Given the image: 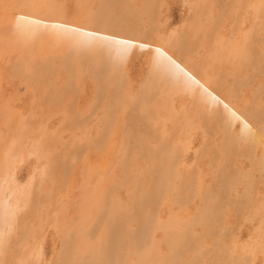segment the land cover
Masks as SVG:
<instances>
[{
    "label": "rangeland",
    "instance_id": "obj_1",
    "mask_svg": "<svg viewBox=\"0 0 264 264\" xmlns=\"http://www.w3.org/2000/svg\"><path fill=\"white\" fill-rule=\"evenodd\" d=\"M61 1L64 3L58 0V4L60 5L58 11L62 14L60 15V18H62L60 20L61 22L56 21L57 23L52 22V24H50L51 22L49 21L50 23L48 24L47 21H45V24L43 23L42 25V35L40 34L33 37L32 46L34 43L36 51L35 49L32 51V48H34L32 46L27 50L28 55L31 56L30 59L32 60V65L35 63L34 68H32L33 66L31 65L32 70L31 68L30 70L31 72L33 71L32 73L36 70L35 77L32 81L30 80L31 82L29 81L26 83L25 80L23 81V78H8L9 75L7 74L11 72V66L16 62V55L13 52L10 53V59H8L9 56H5L0 60L2 62H0V75L2 76H0V82L3 93L2 104L4 105L3 112L0 116V175L5 173L9 168L15 166L14 179L16 185L19 187H25L27 188L26 190H31L28 203L25 204V207L19 214V224L15 226L9 239L6 240L7 243L5 241L4 244L0 246V264H56L55 261L62 255L59 250L62 244L61 242L64 241H62V239H64V236H62L63 233H66V229L68 228L69 230H74L71 225L75 223L73 222L75 220L77 223L81 224L80 229H85V227L86 229H89L92 222L90 219L95 212L94 208L96 201L102 194L103 196L107 195L106 197L110 200L112 199L115 201V199H117L115 203L124 205L126 210L130 211L129 208L131 202L127 198L129 197L131 199V195L135 188L134 180L140 177V173L144 170L143 164L146 163L148 157H146L147 159L142 160L139 157L141 155L140 150L138 148H134L135 150L132 149V158L135 159L134 167L132 168V171L134 172L133 176L135 177L134 180L127 177L126 169L123 171L124 167H122L120 158L123 153L122 149L124 147L126 148L127 145L130 146L129 143H131L129 142V137L126 138V136H128L129 133L133 136L144 135L146 133L145 129L149 128V124H153V128L156 127V130H158V140L164 139L165 143H173L172 145L176 147V152L179 154L181 165V168L178 165L176 167L178 170H176L180 173L184 172L192 178L191 180L194 183L193 189H195L194 192L196 191V194H198L197 197H195L196 194H194L193 198L195 200L192 198L190 200L191 203L186 205L185 208L187 211H184L183 214L181 212L178 215L182 218L194 214L195 210L198 209V206L201 205L200 197L205 194L207 189L215 191L214 188H216V183L223 180L227 173L234 170V174L238 176L240 173L250 171L255 166V162L257 163L261 155L264 153L263 137L256 138V143L258 140L259 144L257 145V149H255L256 147L253 148L256 143H252L254 139L252 137L250 138V136H246L243 134V131H241L242 121L239 116L242 112H249L253 109H259L262 107L264 108V92L259 93L261 86L264 84L263 72L261 71L262 68L264 69V0H153L154 3L152 0H146V3H144V0H131V3L134 4L135 2V5H130V3H127L130 0H125L126 2L124 3V6H128V8H125L127 11L131 6L135 7H131L128 11V17L131 15V17H133L132 19H135L136 15H140V17L136 16L138 20L135 19V21L131 20V17L127 19L132 21H130L132 25L130 24V31L123 32L124 34L121 36L122 39L116 38L115 35H113L115 29L111 31L113 34H111L110 31H105V33L101 31L103 29H101L100 26L104 20L99 15L97 16V12L101 6V4L99 7L97 6V0H92L93 2L91 1L93 5L89 3L90 0H76L77 2H75V0ZM59 2L63 4V7H61L62 4ZM101 2L102 1L100 0V3ZM141 2L145 5H142L144 8H142ZM90 5L92 7H89ZM146 5L150 10L146 9ZM75 7L79 10L78 14L80 15H78L77 12H74L77 10ZM221 7L225 8L219 10ZM132 8L134 9V12H131ZM115 10L116 7L111 6L107 9V12L108 14H111L113 12L115 13ZM145 10H147L148 13ZM80 11H82V13ZM116 11L120 12V14L117 12V17L123 14L120 9H117ZM122 11L125 13L124 9H122ZM135 11H140V13L138 12V14H136L137 12ZM142 11L144 14H147L144 16L143 13L141 14ZM86 12L88 15L84 17L83 15H85ZM122 16L123 15H121V17ZM155 16L158 18H155ZM95 17H99V23H97L98 20H95ZM88 18H93L94 20H92L94 21V24L93 21ZM149 19H153L152 22ZM89 20L90 22H88ZM91 23L93 24L92 27ZM59 24H62V27L64 28L60 33L56 32V34H54L55 31H53L52 27L56 25L58 26ZM49 25H52V27ZM140 25H143V27ZM76 27H80L79 31ZM90 28H92V31ZM137 28L140 29L138 30ZM45 29L47 30L46 33L44 32ZM109 32L111 35L108 38L107 36H109ZM130 32L133 35L129 34ZM94 33L96 35L98 33L102 35L100 37V34H98L99 36L97 35L96 37ZM50 34L51 36L48 37ZM88 35H90L89 38ZM128 35H131V37ZM102 36H104V38H102ZM43 37L45 39H43ZM76 37H78V40ZM91 37H93L94 41L92 40V45H89V43L91 44ZM113 37L114 42H112L113 40H110V38L113 39ZM141 37H143V39ZM65 38L67 39L65 40ZM94 38H98V41ZM106 38L109 42L111 41L113 47L111 45L109 56L105 57L104 55H108V48L110 47V45H108L109 42L107 43V40H105ZM132 38L133 40L131 41ZM53 39H55V41ZM115 39H117L118 44H116ZM123 39L129 45H127ZM43 40V43L48 42L47 46L45 45V48L44 45L42 47L40 46L41 44H39ZM177 41L178 43L176 44ZM53 42L55 44H53ZM94 42L100 43L99 45L104 47L100 48L98 44L93 46L95 45ZM122 42L124 43L122 44ZM105 43L108 45L107 48H105L107 46ZM36 44L38 45L37 47ZM56 44L58 46H56ZM125 44L127 47H125ZM49 46L51 47L49 48ZM97 46H99L100 51L96 48ZM40 49L41 52L39 51ZM102 50H107V54ZM115 51L119 56L115 54ZM185 51L188 52V55ZM102 52L103 57L100 55ZM189 52L190 54L192 53L191 56L189 55ZM34 53H36L38 57L35 56ZM182 53H185L186 56ZM41 54L43 57L40 56ZM165 55L167 61H164L166 60ZM175 55L177 57H175ZM110 56H112V58H110ZM168 56L170 57L168 58ZM39 57L40 59L43 58V60L47 57L48 59L46 58V62H49V60L51 62L46 63L47 67L45 70L41 69L43 67L41 65L43 60H39ZM58 58L63 62L61 63V66L59 65L60 61L57 60ZM109 58L110 65L114 64V66L107 65L110 69L108 68L106 71L108 70L109 73L106 74L107 72L105 73L104 67H102L99 74L101 77L96 75L94 72L96 70L98 71L100 65H106L107 63H105V60L109 61ZM174 58L177 61H175ZM180 58L182 61H180ZM75 59L76 61H73ZM84 59L89 60L86 61L87 64L82 62ZM190 60L192 61L190 62ZM160 61L163 64L158 63ZM171 61H174V64L176 63L175 65L177 69L174 72H177L178 69L179 72L174 73V75H176L173 79L168 76L166 77V75L159 76L163 73L160 71L161 69L158 70L159 67L157 66L161 64V66L163 65L164 67L168 62L170 64ZM74 62L76 65H80H77L80 67L79 69H74ZM178 62H183L184 65L181 66V63L179 64ZM38 63L42 67L38 66ZM54 63L56 68V64L59 63L57 64L60 66H58L59 73L56 68L53 69L54 67L52 65ZM48 64H50V67ZM177 65L178 67H181L178 68ZM70 66H72V68ZM35 67L38 68L40 73ZM61 68L67 70V76V73L65 72L66 70L62 71ZM258 68L262 74H259ZM8 69H10V71ZM252 70L255 72H252ZM60 73H63L61 74L63 77ZM102 73L104 74L103 76ZM88 74H90L91 77L90 75L88 76ZM92 74L94 80L90 79L93 77ZM184 74H187L188 77ZM252 74L257 77L255 78ZM40 75L43 76V78H41ZM249 75H252V77ZM3 76L5 78H3ZM52 76H61V79L57 77V82L64 81V83L61 84L60 82L58 84L55 81L56 78H53ZM82 76L83 81L81 80ZM74 77L76 78L75 80ZM109 77H112L115 81L114 83H109L107 85L106 82H108L107 80ZM157 77L159 80L161 77H164V84H162V87ZM248 77L251 78L248 79ZM77 78L80 80L79 83L76 82L78 80ZM66 80L68 81L66 82ZM70 80L72 81L70 82ZM248 80H250V82ZM32 82L35 84L33 85ZM245 82L247 85H243ZM178 83L180 85H178ZM236 83L237 86H235ZM147 85L149 88L146 89L145 87ZM76 87L79 88L77 89ZM9 90L11 91L10 94ZM58 90L60 91L59 93ZM154 95H156L157 98L154 99V97H156ZM149 98L150 101L148 100ZM124 101L126 104L129 102L131 105L129 103L126 105ZM119 103L122 104L119 105ZM124 104L126 106H124ZM107 105H111V109L114 110H110V106L108 107ZM118 106L120 109L124 106V109L122 108L118 111ZM143 107L144 109H142ZM105 109L107 111H105ZM128 115L129 117H127ZM131 116L132 120L130 121ZM121 118H123V120ZM79 122L81 124H79ZM134 123H136V125H134ZM130 125H132L133 128ZM259 126L260 125L254 124L252 129L258 130L260 129ZM262 127V129H264V126ZM137 128L139 129L137 130ZM103 129L104 132L102 131ZM141 129L142 131L140 132L139 130ZM226 129H228V135L224 132ZM108 130L109 132H107ZM262 132H264V130H262ZM102 135L103 137H101ZM225 135L235 142L233 154L230 155L232 157L224 155L221 150V144ZM123 136H125V138ZM149 139L150 141H147L150 146L156 148L158 145L157 139L153 136ZM12 145H14L13 149L11 148ZM82 147L85 148L83 149ZM10 149H12V151L7 158L5 153ZM97 150H100L101 153ZM150 150H152V148H150ZM250 153H252L254 160H252L253 158ZM80 154L82 155L80 156ZM251 161H253V163ZM42 167H45L46 170L43 177L44 179L39 178V173L41 172L40 170H42ZM66 168L68 170L72 169L68 171ZM60 172H62V174ZM93 172L97 180L94 178L95 176ZM121 172H125V175ZM98 173L101 174L98 175ZM103 175H106V178ZM221 175L224 178H221ZM236 175L235 177H237ZM251 175L252 180L254 181V186L251 193L253 201L249 207L241 209L240 207H236L234 203L236 195L242 193L246 180H241L240 178L236 179L241 181L243 185L240 182L241 186L238 184V186L236 185L234 188V191L236 190V192L232 191L228 194L229 198L227 200L231 199V203L225 201V197L223 198L225 202V211L223 212L224 215L222 214L220 222L221 226H223L222 229H226L223 231L227 234L228 238H226L227 240L225 241L219 240L217 243V248H219L220 254H215V237L213 235L212 238L211 235L205 236L206 238L209 237V239L203 238L205 240H203L200 249L195 251L194 254L200 256H197L196 259L193 260L194 263L234 264L235 261L242 258L245 264H264V174L254 171ZM34 176H36V178H33ZM107 176L109 179H112L114 183H112V181L111 183L116 186L110 184L109 181L111 179L109 180ZM104 178L105 180H103ZM218 178L220 180H217ZM44 183V186L41 185ZM174 185L177 186L178 182H175ZM100 186L104 188L103 191ZM90 188L96 190L97 195L94 196V193ZM110 188L113 189L109 190ZM106 191L107 193L109 192V196ZM175 192L177 191L174 187V194ZM177 193L176 196H178ZM113 197L115 198L113 199ZM118 198H120V200ZM170 198L171 196H168L165 199L160 200L159 204L156 205L157 213L162 220H165L170 214H174V212L179 210V207L175 205ZM124 200L129 204H125V202H123ZM169 202L170 204H173L170 205ZM171 207L172 210L166 209ZM88 213H90V219L87 216ZM88 219L90 220L89 222L86 221ZM70 220L72 221L70 222ZM131 222L132 221L128 222L129 228H136V222ZM195 228L194 232L200 234L201 228ZM93 229H95V233H93L95 237L94 245H98V243L101 244V241H103L102 244H107L108 240L106 239L105 241V233L100 232L101 236L99 237L100 234L97 236L95 226H93ZM22 234L24 235L23 237ZM155 238L156 240L161 241V232L156 231ZM219 244L224 246L221 247ZM160 245V253L165 255L167 253V246L164 243H160ZM202 250L204 252L207 251V253L203 254L204 252H202ZM190 255L191 256L188 254L186 257L187 259L184 260L185 264H193V261H189L193 255ZM24 256L25 258H23ZM220 256H222V258H220ZM200 257L201 259L198 260ZM63 258L64 257L61 256L59 260L61 261Z\"/></svg>",
    "mask_w": 264,
    "mask_h": 264
},
{
    "label": "bare ground",
    "instance_id": "obj_2",
    "mask_svg": "<svg viewBox=\"0 0 264 264\" xmlns=\"http://www.w3.org/2000/svg\"><path fill=\"white\" fill-rule=\"evenodd\" d=\"M66 1V0H65ZM68 1V0H67ZM70 1V0H69ZM89 1V0H87ZM86 1V2H87ZM92 0H90L89 3H91ZM98 1V7L99 5L101 4V6L99 7V10L97 12V16L99 15L104 21L103 23L101 24L100 28L103 29L101 31H103L105 33V31H112L115 29V32L114 34L111 32V34L115 35L116 38H121V36H123V32L125 31H130V28H131V23L130 21L131 20H138L136 18V14H138V12L140 13V11H135L137 12L134 16H135V19H132L133 17H131L130 21L127 20L129 17H128V11L131 9V7H134V6H131L130 9L127 11V9L125 8H128L124 6V3L126 2L124 0H101L102 2L100 3V0H97ZM143 1V0H142ZM146 0H144V3ZM153 1V0H152ZM218 1V0H217ZM221 1V0H220ZM229 1V0H228ZM231 1V0H230ZM234 1V0H232ZM60 2L64 3L63 1L60 0ZM59 2V3H60ZM75 2H77L75 0ZM83 2V1H82ZM93 2V1H92ZM133 2V1H132ZM151 2V1H149ZM225 2V1H224ZM60 3V4H62ZM95 3V2H94ZM128 4L130 3V5H135V2L134 4L131 3V0L129 2H127ZM126 3V4H127ZM152 3V2H151ZM154 3V1H153ZM221 3V2H219ZM235 3V2H234ZM81 4V2H80ZM93 5V3H91ZM125 4V5H126ZM127 4V5H128ZM150 4V3H148ZM218 4V3H217ZM226 4V3H224ZM230 4V3H229ZM76 5V3H75ZM74 5V6H75ZM129 5V6H130ZM142 2H141V6H142ZM151 5V4H150ZM149 5V6H150ZM219 5H222V4H219ZM78 6V5H77ZM81 6V5H80ZM84 6V5H83ZM111 6H115L116 7V10L120 9V11L123 13L121 15H123L121 17L118 16L117 17V12L115 10V13H111V14H108L107 12V9ZM124 6V8H123ZM145 6V5H143ZM142 6V8H144ZM147 6V5H146ZM231 6V5H229ZM60 5L58 4V0H0V60L5 57V56H9L8 59H10V53L13 52L15 55H16V62L15 64L13 63V65L11 66L12 70L8 76V78L10 77H17V78H20L22 79L23 78V81L25 80V82H29L30 80L32 81V79L35 77V71L34 73L31 72L32 68H34V64L32 65V60L30 59L31 56L28 55V51L29 50V47L32 46V42H33V37L36 36V35H40L41 34V31H43V23L45 24V21H47V23L49 24H52V22H56V21H60L62 18H60V12L58 11ZM63 7V4L62 6ZM82 7V6H81ZM89 7H92L91 5ZM88 7V8H89ZM95 7V6H94ZM97 7V8H98ZM232 7V6H231ZM244 7V6H243ZM77 9V7H75ZM84 8V7H83ZM135 8V7H134ZM149 7L147 6L146 9H148ZM152 8V6H151ZM155 8V7H153ZM225 8V7H224ZM221 7V9L219 10H222L224 9ZM228 8V6H227ZM61 9V8H60ZM113 9V8H112ZM122 9L125 10V13L122 11ZM138 9V8H137ZM78 10V9H77ZM74 11V12H79L78 11ZM91 10V9H90ZM93 10V9H92ZM97 10V9H96ZM111 10V9H110ZM141 10V9H140ZM150 10V9H148ZM229 10V9H228ZM87 11V10H85ZM109 11V10H108ZM147 12V10H145ZM144 11V12H145ZM242 11V10H241ZM82 13V11H80ZM131 12H134V9L132 8ZM130 12V13H131ZM224 12V11H223ZM228 12V11H226ZM120 14V12H118ZM143 13V11L141 12V14ZM148 13V12H147ZM145 13V14H147ZM155 13V12H154ZM157 13V12H156ZM76 14V15H77ZM92 14V13H91ZM114 14V16H113ZM144 14V13H143ZM144 14V16H145ZM221 14V13H219ZM228 14V13H226ZM75 15V14H73ZM80 15V14H78ZM86 15H88V13L86 12L85 15H83L84 17H86ZM112 15V16H111ZM116 15V16H115ZM157 15V14H156ZM159 15V14H158ZM222 15V14H221ZM94 16V15H93ZM143 16V15H142ZM148 16V15H147ZM89 17V16H88ZM91 17V16H90ZM137 17H140L137 16ZM157 16H155L156 18ZM221 17V16H220ZM223 17V16H222ZM74 18V17H73ZM94 18V17H93ZM92 18V19H93ZM96 19L95 20H98L99 17H95ZM143 18V17H142ZM153 18V17H152ZM154 18V20H155ZM158 18V17H157ZM218 18H219V15H218ZM86 19V18H84ZM82 19V20H84ZM90 20H92L91 18H88ZM90 20L88 22H90ZM94 20V19H93ZM92 20V21H93ZM151 20V19H149ZM153 20V19H152ZM151 20V22H152ZM222 20V19H220ZM50 21V22H49ZM76 21V20H75ZM74 21V22H75ZM91 21V22H92ZM212 21V20H211ZM61 22V21H60ZM77 22V21H76ZM132 22V21H131ZM138 22V21H137ZM147 22V21H146ZM57 23V22H56ZM99 23V20L98 22ZM134 23V22H133ZM55 24V23H54ZM69 24V23H68ZM67 24V25H68ZM81 24V23H80ZM87 24V23H86ZM92 24V23H91ZM93 24H94V21H93ZM93 24L91 25V27L93 26ZM131 24V25H130ZM136 24V22H135ZM134 24V25H135ZM139 24V23H137ZM142 24V23H141ZM216 24V23H215ZM85 25V24H83ZM100 25V24H99ZM146 25V24H144ZM152 25V24H151ZM47 26V25H46ZM52 27V25H49ZM69 26V25H68ZM77 26V25H75ZM88 26V25H87ZM141 26V25H140ZM133 27V26H132ZM143 27V25L141 26ZM152 27V26H151ZM217 27V26H216ZM48 28V26H47ZM46 28V29H47ZM64 27H62V24H59L58 26H54L52 27L54 34H56V32H61L63 30ZM71 28V27H70ZM80 28V27H79ZM79 28L76 27V29H78L79 31ZM88 28V27H86ZM99 28V27H98ZM201 28V27H200ZM44 30V32L46 33V31L48 30ZM74 29V27H73ZM92 28H90L91 30ZM138 29V28H137ZM140 29V28H139ZM138 29V30H139ZM75 30V29H74ZM85 30V29H84ZM89 30V31H90ZM97 30V29H96ZM99 30V29H98ZM132 30V29H131ZM137 30V31H138ZM142 30V29H141ZM154 30V29H153ZM157 30V29H156ZM264 30V29H263ZM52 31V32H53ZM70 31V30H69ZM87 31V30H86ZM92 31V30H91ZM100 31V33H101ZM213 31V30H212ZM40 32V33H39ZM85 32V31H84ZM97 32V31H96ZM95 32V33H96ZM110 32H109V36H107L108 38L110 37ZM150 32V30H149ZM38 33V34H37ZM43 33V32H42ZM44 33V34H45ZM74 33V32H73ZM94 33V34H95ZM98 33V34H100ZM107 33V32H106ZM53 34V33H52ZM66 34V33H65ZM75 34V33H74ZM97 34V35H98ZM131 34V32L129 33ZM139 34V32H138ZM156 34V33H155ZM42 35V34H41ZM48 35V34H46ZM82 35V34H81ZM80 35V36H81ZM97 35L95 34V36L97 37ZM102 34H100V37H101ZM107 35V34H106ZM133 35V34H131ZM131 35L129 37H131ZM51 34L48 36L50 37ZM63 36V34H62ZM90 35H88V38H89ZM99 36V35H98ZM139 36V35H138ZM45 37V36H44ZM43 37V39H45ZM53 37V36H52ZM60 37V36H59ZM85 37V36H84ZM135 37V36H134ZM212 37V36H211ZM42 38V37H40ZM61 38V37H60ZM68 38V37H67ZM65 38V40L67 39ZM82 38V37H81ZM92 39L91 40V44L89 43V45H92V40H93V37H91ZM102 38H104V36H102ZM136 38V37H135ZM140 38V36H139ZM143 39V37H141ZM35 39V38H34ZM63 39V37H62ZM76 39L78 40V37H76ZM95 39V38H94ZM98 39V38H97ZM95 39V40H97ZM122 39V38H121ZM126 39V38H125ZM138 39V38H137ZM39 40H42V39H39ZM47 40V39H46ZM45 40V42H46ZM55 41V39H53ZM64 40V39H63ZM74 40V38H73ZM82 40V39H80ZM85 40V39H84ZM100 40V39H99ZM105 40H107V43L109 42L108 39L106 38ZM110 40L112 42H114V37L113 39L110 38ZM116 40V44H118V41L117 39ZM127 40V39H126ZM133 40V38L131 39V41ZM176 40V39H175ZM38 41V40H36ZM59 41V40H58ZM94 41V40H93ZM98 41V40H97ZM96 41V42H97ZM101 41V40H100ZM99 41V42H100ZM111 41L108 43V45H110V47L108 48V55H104L105 57L106 56H109V49L111 48ZM123 41L125 42V40L123 39ZM44 40L39 43L41 44L40 46L43 47L44 45V48H45V45L47 46V43H43ZM61 42V40H60ZM79 42V41H78ZM90 42V41H89ZM94 42L95 45L93 46H96V44H100V43H96ZM103 42H104V39H103ZM106 42V41H105ZM122 42V44L124 43ZM136 42V41H135ZM148 42V41H147ZM69 44H71L70 42H68ZM127 43V42H125ZM137 43V42H136ZM178 43V41L176 42V44ZM52 44V43H51ZM53 44H55L53 42ZM61 44V43H59ZM67 44V43H66ZM102 44V43H101ZM106 44V43H105ZM104 44V45H105ZM114 44V43H113ZM120 44V43H119ZM175 44V43H174ZM173 44V45H174ZM73 45V44H72ZM107 45V44H106ZM108 45L105 47L107 48ZM127 45H129L127 43ZM141 45V44H140ZM34 43H33V46L34 47ZM38 45L36 44V47ZM53 46V45H52ZM56 46H58L56 44ZM63 46V45H62ZM100 48H103L104 46H101L99 45ZM99 46H97L96 48L99 49ZM142 46V45H141ZM183 46V45H182ZM51 46H49L50 48ZM55 47V45H54ZM53 47V48H54ZM86 47V45H85ZM113 47V45H112ZM125 47L126 44H125ZM129 47V46H128ZM175 47V46H174ZM184 47V46H183ZM41 48V47H39ZM56 48V47H55ZM104 48V50H105ZM118 48V47H117ZM131 48V46H130ZM35 49L32 48V51ZM43 49V48H41ZM41 49L39 50L41 52ZM57 49V48H56ZM121 49V47H120ZM119 49V51H120ZM173 49V48H172ZM184 49V48H183ZM189 49V48H188ZM45 50V49H43ZM81 50V49H80ZM88 50V48H87ZM102 50V51H104ZM116 50V49H115ZM170 50V49H169ZM25 51H26V54H25ZM36 51V49H35ZM48 51V49H47ZM100 51V49H99ZM171 51V50H170ZM188 51V50H187ZM24 52V53H23ZM53 52V50H52ZM55 52V50H54ZM106 51H104V53H106ZM112 52V51H111ZM114 52V51H113ZM122 52V51H121ZM124 52V51H123ZM161 52V51H160ZM177 52V51H176ZM184 52V51H183ZM191 52V50H190ZM189 52V55L191 56ZM58 53V52H57ZM84 53H87V52H84ZM117 52L115 51V54ZM170 53V52H169ZM185 53L188 55V52L185 51ZM184 53V54H185ZM35 56L38 57V55L36 53H34ZM46 54V53H45ZM48 54V53H47ZM92 54V53H91ZM103 52L100 54L102 57H103ZM107 54V53H106ZM114 54V56H115ZM125 54V53H124ZM128 54V53H127ZM172 54V53H170ZM183 54V53H182ZM183 54V55H184ZM185 54V56H186ZM246 54V53H245ZM253 54V53H252ZM57 55V54H56ZM118 55V54H116ZM177 55V53H176ZM175 55V57H177ZM182 55V56H183ZM34 56V55H33ZM32 56V57H33ZM34 56V57H35ZM42 56V54L40 55ZM60 56V55H59ZM63 56V55H62ZM74 56V55H73ZM76 56V55H75ZM119 56V55H118ZM122 56V55H120ZM33 57V59H34ZM43 57V56H42ZM166 57V55H165ZM170 56H168L169 58ZM47 58V57H46ZM46 58L43 60V58H41L43 61L41 62L42 66L39 65L38 63V66L42 67L41 69L42 70H45V68L47 67L46 63ZM77 58V57H76ZM87 58V57H86ZM110 58H112V56H110ZM110 58H109V61L108 60H105V63H107L106 65H100L99 68H98V71L94 70L95 74L100 76V72H101V69L102 67H104V72L106 74H108V70L106 71V69H108L109 67L108 66H114V64L110 65ZM7 59V58H6ZM37 59V58H36ZM40 57H39V60H41ZM48 59V58H47ZM81 59V58H80ZM104 59V58H103ZM102 59V60H103ZM108 59V57H107ZM181 59V58H180ZM185 59V57H184ZM187 59V58H186ZM35 60V59H34ZM58 61L59 58L57 59ZM67 60V59H66ZM118 60H119V57H118ZM117 60V62H118ZM123 60V59H122ZM121 60V61H122ZM175 60V58H174ZM179 60V59H178ZM188 60V59H187ZM256 60V59H255ZM263 60H264V57H263ZM38 61V59H37ZM35 61V62H37ZM56 61V60H55ZM54 61V62H55ZM64 61V60H63ZM73 61H76L73 60ZM86 61H89V60H82V62L84 64H87ZM113 61V60H112ZM125 61V60H123ZM164 61H167V57H166V60ZM177 61V60H175ZM182 61V59L180 60ZM192 60H190L191 62ZM1 62V61H0ZM80 62V60H79ZM189 62V63H190ZM2 63V62H1ZM5 63V62H4ZM11 63V62H10ZM48 63H51L50 60ZM53 63V62H52ZM61 62L60 61V66H61ZM112 63V62H111ZM116 63V62H115ZM158 63H162L161 61L158 62ZM166 63V62H165ZM179 63V62H178ZM181 63V64H180ZM179 64L182 66L184 65L183 62H180ZM252 63V62H251ZM6 64V63H5ZM57 68L54 66L55 63L52 65L53 69H57V72L59 73V70L58 68L60 67L59 65H57ZM67 64V63H66ZM75 64V62H74ZM89 64V63H88ZM154 64V62H153ZM163 64V63H162ZM176 64V63H175ZM174 64V61H171L170 64L168 62V64L166 66L163 67V65L161 66L158 65L157 67H159L158 70L162 71V75H159V76H165L166 77L168 76L169 78H174V73H177L179 72V69L177 70V72H174L176 71V65ZM31 65L33 66L31 68ZM49 67H50V64H48ZM65 65V63H64ZM79 65V64H77ZM76 64L74 65L75 66V70L79 69L80 65L77 66ZM95 65V64H94ZM108 65V66H107ZM118 65V64H117ZM157 65V64H156ZM6 66V65H4ZM37 66V67H38ZM59 66V67H58ZM162 68H161V67ZM180 66V67H181ZM186 66V65H185ZM196 66V65H195ZM255 66V65H254ZM264 66V65H263ZM262 66V67H263ZM35 67V68H37ZM63 67V66H62ZM66 67V65H65ZM72 68V66H70ZM106 67V68H105ZM116 67V65H115ZM178 67V65H177ZM178 67V68H180ZM1 68V67H0ZM31 68V70H30ZM39 68V67H38ZM37 68V70H38ZM44 68V69H43ZM67 68V67H66ZM62 69V68H61ZM65 69V68H64ZM110 69V68H109ZM112 69V68H111ZM118 69V68H117ZM121 69V68H120ZM183 69V68H182ZM253 69V68H252ZM259 69V68H258ZM10 71V69H8ZM41 70V71H42ZM66 70V69H65ZM62 69V71H65ZM114 70V68H113ZM257 70V69H256ZM111 71V70H110ZM116 72V70H114ZM186 71V69H185ZM191 71V70H190ZM258 71V70H257ZM256 71V72H257ZM261 71L263 72V77H264V69L262 68ZM39 72V70H38ZM36 72V73H38ZM56 72V73H57ZM67 73V70L65 71ZM75 72V71H74ZM157 72V71H156ZM252 72H255L254 70H252ZM259 74H262V72H260V69H259ZM257 72V73H258ZM2 73V72H1ZM5 73V72H4ZM3 73V74H4ZM8 73V72H7ZM40 73V72H39ZM47 73V72H46ZM52 73V72H51ZM71 73V72H70ZM69 73V74H70ZM77 73V72H76ZM75 73V74H76ZM79 73V71H78ZM88 73V72H87ZM191 73V72H190ZM256 73V74H257ZM63 74V73H60V75ZM180 74V73H179ZM47 75V74H46ZM58 75V74H56ZM68 75V73L66 74V76ZM78 75V74H77ZM90 74H88L89 76ZM104 74L102 73V76ZM112 75V74H110ZM185 76H187V74H184ZM191 75V74H190ZM253 75V74H252ZM252 75H249L252 77ZM1 76V75H0ZM6 76V75H5ZM41 76V75H40ZM44 76V74H43ZM43 76H41V78H43ZM59 76V75H58ZM57 76V77H58ZM63 77V75H61ZM60 76V77H61ZM72 76V75H70ZM79 76V75H78ZM93 76V74H92ZM108 76V75H107ZM106 76V77H107ZM124 76V75H123ZM245 76V75H244ZM255 77V75H253ZM262 76V75H261ZM2 77V76H1ZM53 78H56L55 81L57 82V77L55 76H52ZM58 77V78H60ZM76 77V76H75ZM74 77V80L76 79ZM91 77V75H90ZM96 77V76H95ZM101 77V76H100ZM99 77V78H100ZM113 77V76H112ZM112 77H109L108 78V82L107 85L109 83H114L115 80H113ZM179 77V76H178ZM188 77V76H187ZM251 77H248L251 78ZM253 77V78H254ZM257 77V76H256ZM255 77V78H256ZM3 78H5L3 76ZM68 78V77H67ZM66 78V79H67ZM97 78V77H96ZM158 78V77H157ZM40 79V78H39ZM61 79V78H60ZM71 79V78H70ZM78 79V78H77ZM90 79H93L94 80V76ZM103 79V77H102ZM168 79V78H167ZM69 80V79H68ZM66 80V82L68 81ZM83 81V76H82V79ZM89 80V79H88ZM120 80V79H119ZM151 80V79H150ZM159 80V78H158ZM163 80H164V77H161L160 80H159V83L162 87V84L163 83ZM238 80V79H237ZM3 81V79H2ZM12 81V80H11ZM23 81H22V84H23ZM30 81V82H31ZM51 81V79H50ZM49 81V82H50ZM54 81V80H53ZM52 81V82H53ZM54 81V82H55ZM72 80H70L71 82ZM79 79L76 81L79 83ZM87 81V80H86ZM113 81V82H112ZM157 81V80H156ZM166 81V79H165ZM170 81V80H169ZM182 81V80H181ZM220 81V80H219ZM250 82V80H248ZM6 82V81H5ZM18 82V81H17ZM24 82V83H25ZM61 82V81H60ZM59 82V83H60ZM65 82V83H66ZM178 82V81H177ZM237 82V81H236ZM263 82H264V79H263ZM12 83V82H10ZM19 83V82H18ZM58 83V82H57ZM58 83V84H59ZM64 83L61 82V84ZM81 83V82H80ZM156 83V82H155ZM33 84V82H32ZM35 84V83H34ZM33 84V85H34ZM55 84V83H54ZM68 84V83H67ZM122 84V83H121ZM147 84V83H146ZM242 84V82H241ZM246 82L243 84L245 85ZM252 84V82H251ZM7 85V84H6ZM79 85V84H78ZM93 85V84H92ZM112 85V84H111ZM116 85V84H115ZM178 85H180L178 83ZM239 85V84H238ZM247 85V84H246ZM32 86V85H31ZM64 86V85H63ZM62 86V87H63ZM119 86V85H118ZM231 86V85H230ZM235 86H237V83L235 84ZM66 87V86H65ZM80 87V86H79ZM78 87V88H79ZM122 87V86H121ZM154 87V86H153ZM27 88V87H26ZM77 88V87H76ZM77 88V89H78ZM116 88V87H115ZM146 89L149 88V86L147 85L145 87ZM238 88V87H237ZM8 89V88H7ZM10 89V88H9ZM58 89V88H56ZM56 89H54L55 91H57ZM60 89H61V85H60ZM73 89V88H72ZM97 89V88H96ZM175 89V88H174ZM246 89V88H245ZM259 89V88H258ZM0 116L3 112V109H4V105L2 104L3 102V93H2V88H1V82H0ZM53 90V91H54ZM74 90V89H73ZM159 90V89H158ZM168 90V89H167ZM238 90V89H237ZM75 91V90H74ZM95 91V89H94ZM147 91V90H146ZM156 91V90H155ZM258 91V90H257ZM60 91L58 90V93ZM63 92V91H62ZM77 92V91H76ZM151 92V91H150ZM149 92V93H150ZM168 92V91H167ZM263 93L264 92V84L261 86V89L259 90V93ZM11 93V91L9 90V94ZM57 93V92H56ZM78 93V92H77ZM170 93V92H168ZM217 93V92H216ZM55 94V93H54ZM53 94V95H54ZM147 94V93H146ZM153 94V93H152ZM264 94V93H263ZM57 95V94H56ZM95 95V94H94ZM93 95V97H94ZM108 95V94H107ZM149 95V94H148ZM258 95V94H257ZM256 95V96H257ZM147 96V95H146ZM156 96V95H154ZM174 96V95H173ZM264 96V95H263ZM12 97V96H11ZM76 97V96H75ZM130 97V96H129ZM148 98V97H147ZM157 98L154 97V99ZM215 98V97H214ZM217 98V97H216ZM258 98V97H257ZM94 99V98H93ZM127 99V98H126ZM125 99V100H126ZM153 99V100H154ZM51 100V99H50ZM145 100V99H144ZM150 101V98L148 99ZM213 100V99H212ZM71 101V100H70ZM76 101V100H75ZM98 101V100H97ZM137 101V100H136ZM160 101V100H159ZM146 102V101H145ZM106 103V102H105ZM123 103V102H122ZM121 103V104H122ZM125 103V101H124ZM129 102H127L126 105H128ZM152 103V102H151ZM119 103V105H121ZM124 104V106H126ZM130 104V103H129ZM160 104V103H159ZM11 105V104H10ZM131 105V104H130ZM149 105V104H148ZM96 106V105H95ZM108 107L110 106V110H114V109H111V105H107ZM124 106L121 107V109L123 108L124 109ZM145 106V105H144ZM150 106V105H149ZM221 106V105H220ZM13 107V106H12ZM148 107V106H147ZM14 108V107H13ZM106 108V107H104ZM119 110L120 111V107L118 106ZM127 108V107H125ZM140 108V107H139ZM129 109V108H128ZM126 109V110H128ZM144 109V107L142 108ZM108 110V108H107ZM105 109V111H107ZM146 110V109H145ZM144 110V112H145ZM104 111V110H103ZM117 111V112H118ZM123 111V110H122ZM121 111V112H122ZM94 112V111H93ZM111 112V111H110ZM134 112V111H133ZM143 112V111H142ZM107 113V112H106ZM109 113V112H108ZM147 113V112H146ZM240 113V112H239ZM105 114V113H104ZM119 114V113H118ZM141 114V112H140ZM223 114V113H222ZM113 115V114H112ZM117 115V113H116ZM148 115H149V111H148ZM9 116V115H8ZM109 116V115H108ZM125 116V115H124ZM152 116V115H151ZM222 116V115H221ZM225 116V115H224ZM240 119L242 121V130L243 131V134H245L246 136H250V138L252 137L254 140L252 141V143H256V138L258 139L259 137H263L264 139V132H262V129L264 126V108H259V109H253L252 111H249V112H242L240 115ZM114 117V116H113ZM129 117V115L127 116ZM126 118V117H125ZM130 121L132 120V116L130 117ZM135 118V117H134ZM138 118V117H137ZM150 118V117H149ZM76 119V117H75ZM83 119V118H82ZM123 120V118H121ZM129 119V118H128ZM151 119V118H150ZM215 119V118H214ZM222 119V118H221ZM77 120V119H76ZM84 120V119H83ZM125 120V119H124ZM140 120V119H139ZM223 120V119H222ZM108 121V120H106ZM121 121V120H120ZM128 121V120H127ZM126 121V122H127ZM149 121V120H148ZM74 122V120H73ZM147 122V121H146ZM228 122V121H227ZM115 123V122H114ZM123 123V121H122ZM128 123V122H127ZM131 123V122H130ZM129 123V124H130ZM79 124H81L79 122ZM78 124V125H79ZM84 124V123H82ZM125 125V123H123ZM122 124V125H123ZM254 124H257V125H260L258 130H253L252 129V126H254ZM109 125V124H107ZM106 125V126H107ZM120 125V124H119ZM121 125V126H122ZM133 125V124H132ZM132 125H130L132 127ZM134 125H136V123H134ZM229 125V124H228ZM82 126V125H81ZM120 126V127H121ZM129 126V127H130ZM153 124H149V128L145 129V134L142 135H139V136H133V135H129L126 136L129 137L128 139L130 146H126V148L124 147L122 150H123V153L121 154V162H122V167H124V170L125 169L127 170V177L128 178H131V180L133 179L134 180V172L132 171V168L134 167V161L135 159H133L132 155H133V152H132V149H136L138 148L141 152V155L139 156L140 159H147L146 157H148L147 161L144 165V170L142 173H140V177L135 181V188H134V191L131 195V199L128 197L127 199L130 200L131 202V206L129 208L130 211H127L126 208L124 207V205H121L119 203H115L117 201V199H115V201H113L112 199L110 200L108 197H106L105 195L103 196V194L101 195V197H99L96 201V205H95V212L93 213V217H91V219L89 218V214L88 213V218L90 220H92L91 222V226L89 229H80V226L81 224L77 223L76 220L73 221L75 222L74 224L71 225L72 229L74 230H69L66 229L64 231H66V233H63L62 236H64V239H62L63 242H61V246H60V250L59 252L62 254L61 256L64 257L61 261L59 259H57L55 261L56 264H185L184 260L187 259L186 257L188 256H191L190 254H192V258L191 260L189 261H193L194 259H196L197 256H200V255H194L195 254V251H198L203 243V238H206L205 236H209L211 235V238H212V235L215 237L214 238V245L216 246V250H215V254L218 255L220 254V250L219 248H217V243L219 242V240L221 241H225L227 240L226 238L227 237V234L224 232L225 230L222 229L223 226H221V222H220V219H222V214L223 212L225 211L224 210V197L226 198L225 201H229L230 200H227L229 198V195L230 192L234 191V188L235 186L238 184H240L241 181H238L236 180L237 178L239 179H243V180H246V184L244 185V188H243V191L241 194H235L236 197L234 198V203L236 205V207H240L241 209L242 208H247L249 207L251 204H252V201H253V198H252V190H253V186H254V181L252 180V175L251 173L254 172V171H257L258 173L260 174H264V153L261 155L260 159L257 161V163L255 162V166L248 172H245V173H240L238 176L236 174H234V170L232 172H228L227 175L225 176V178L221 175V178H224L223 180H221L220 182H217L216 183V188L215 191H211L209 189L206 190L205 194H203L201 197H200V206H198V209L195 210L194 214L192 215H188L187 217H180L178 216L181 212L183 214L184 211H187L186 210V205L188 203H191L190 200L193 198L194 194H196V191L194 192L195 189L194 186H193V182H192V178L189 176V175H186L184 172H178L177 170V166L179 165V167L181 166L180 165V160H179V154L176 152V147L173 146L171 144H169L168 142L165 143V140L164 139H159L158 140V135H157V132L158 130H156V127L153 128ZM222 126V125H221ZM224 126V125H223ZM112 127V126H111ZM123 127V126H122ZM138 127V126H137ZM232 127V126H231ZM109 128V127H107ZM124 128V127H123ZM123 128H120V129H123ZM133 128V127H132ZM226 128V127H225ZM105 129V128H104ZM104 129L102 130L104 132ZM129 129V128H127ZM139 128H137L138 130ZM131 130V129H130ZM134 130V129H133ZM135 130V131H137ZM222 130V129H221ZM227 130L224 131L226 132L227 134ZM230 130V129H229ZM125 131V130H124ZM140 132L142 131L139 130ZM100 132V131H99ZM109 132V130L107 131ZM204 132V131H203ZM213 132V131H212ZM223 132V133H224ZM112 133V132H111ZM125 133V132H124ZM123 133V134H124ZM137 133V132H136ZM159 133V132H158ZM229 134V133H228ZM227 134V135H228ZM227 135L224 136V139L222 141V144H221V150H222V153L226 156H230L233 154V150H234V145H235V142L230 138L228 137ZM105 136V135H104ZM125 136H123L125 138ZM154 137L155 139H157V143L158 145L156 146V148H153L152 146H150V144L148 143L147 140L150 141L149 138L151 137ZM245 136V137H246ZM103 137V135L101 136ZM110 137V136H109ZM174 137V136H172ZM171 137V138H172ZM241 137V136H240ZM31 138V137H30ZM247 138V137H246ZM126 139V140H128ZM107 140V139H106ZM125 140V141H126ZM153 140V139H152ZM102 141V140H101ZM236 141V139H235ZM124 142V141H123ZM102 143V142H101ZM108 144V143H107ZM123 144V143H122ZM127 144V143H126ZM258 140H257V143L254 147H256L255 149H257V145H258ZM95 145V144H93ZM137 145V147H136ZM253 145V144H252ZM104 146V144H103ZM208 146V145H207ZM14 145H12V149H13ZM88 147V146H86ZM95 147V146H94ZM99 147V145H98ZM97 147V148H98ZM101 147V146H100ZM155 147V146H154ZM245 147V146H244ZM250 147V146H249ZM263 147V146H262ZM83 149L85 147H82ZM150 148H152V150H150ZM12 149L8 150V152L5 153V155L7 156L8 158V155L11 153ZM21 149V148H20ZM77 149V148H76ZM82 149V151H83ZM99 149V148H98ZM103 149V148H102ZM134 149V150H135ZM137 149V150H138ZM211 149V148H210ZM136 150V151H137ZM138 150V151H139ZM16 151V149H15ZM22 151V150H21ZM80 151V150H79ZM94 151V150H93ZM98 151V150H97ZM120 151V150H119ZM137 151V152H138ZM253 151V150H251ZM18 152V151H17ZM85 152V150H84ZM95 152V151H94ZM100 152V150L98 151ZM77 153V152H76ZM75 153V154H76ZM79 153V152H78ZM101 153V152H100ZM237 153V152H236ZM82 154H80L81 156ZM138 155V154H137ZM250 155L252 156V153H250ZM218 156V155H217ZM20 157V156H19ZM78 157H79V154H78ZM232 157V156H230ZM256 157V156H254ZM136 158V157H135ZM253 158V156H252ZM22 159V158H21ZM119 159V158H118ZM117 159V160H118ZM138 159V160H140ZM115 160V159H114ZM116 160V161H117ZM254 160V158L252 159ZM79 161V159H78ZM231 161V160H230ZM148 162V163H147ZM253 163V161H251ZM116 163V162H115ZM214 163V162H213ZM56 164V163H55ZM67 164V162H66ZM71 164V163H70ZM114 164V163H113ZM117 164V163H116ZM115 164V165H116ZM16 165V164H15ZM52 165V164H51ZM54 165V163H53ZM61 165L63 166V164L61 163ZM69 165V164H68ZM58 166V165H57ZM216 166V165H215ZM14 167H11L9 168L5 173H3L2 175H0V246L2 244H4V242L6 240L9 239V236L10 234L12 233L13 229L15 228V226L17 224H19V214L21 213V211L23 210V208L25 207V204L28 203V200H29V195H30V192L31 190H26L27 188L25 187H19L16 185L15 183V179H14ZM65 167V166H64ZM73 167V166H71ZM119 167V166H117ZM178 167V168H179ZM214 167V166H213ZM212 167V168H213ZM56 168V167H55ZM61 168V167H60ZM181 168V167H180ZM230 168V167H229ZM67 169V168H66ZM72 169V168H71ZM69 169V170H71ZM177 169V170H176ZM68 170V169H67ZM68 170V171H69ZM95 170V169H94ZM92 170V171H94ZM41 172L39 173V178L40 179H44V175L46 173V170H45V167H42V170H40ZM56 171V170H55ZM60 171V170H59ZM65 171V169H64ZM96 171V170H95ZM94 171V172H95ZM99 171V169H98ZM102 171V170H101ZM120 171V170H119ZM142 171V170H141ZM140 171V172H141ZM225 171V169H224ZM53 172V171H52ZM66 172V171H65ZM72 172V171H71ZM93 172V174H94ZM104 172V171H103ZM221 172V171H220ZM237 172V170H236ZM54 173V172H53ZM56 173V172H55ZM62 174V172H60ZM67 173V172H66ZM97 173V172H95ZM121 173H125V172H121ZM195 173V172H194ZM224 173V172H223ZM225 173V174H226ZM52 174V173H51ZM84 174V173H83ZM86 174V173H85ZM101 174V173H98V175ZM107 175V174H106ZM105 175V176H106ZM125 175V174H124ZM123 175V176H124ZM235 175L237 177H235ZM67 176V174H66ZM95 176V174H94ZM104 176V175H103ZM104 176V177H105ZM194 176V175H193ZM46 177V176H45ZM50 177V175H49ZM65 177V176H63ZM220 177V175H219ZM33 178H36V176H34ZM68 178V177H67ZM96 179V176L94 177ZM103 178V177H102ZM106 178V177H105ZM105 178L103 180H105ZM108 178V176H107ZM109 179V178H108ZM111 179V178H110ZM109 179V180H110ZM114 179V178H113ZM53 180V179H52ZM90 180V179H89ZM97 180V179H96ZM217 180H220L219 178ZM51 181V180H50ZM112 179L109 181L111 185H113L112 183H114L112 181ZM117 181V180H116ZM133 181V183H134ZM195 181V180H194ZM66 182V181H65ZM122 182V181H120ZM175 182H178V185L175 186ZM32 183V182H31ZM30 183V184H31ZM34 183V182H33ZM100 183V182H99ZM119 183V182H118ZM117 183V184H118ZM123 183V182H122ZM196 183V182H195ZM215 183V182H214ZM48 184V182H47ZM46 184V185H47ZM93 184V183H92ZM242 184V182H241ZM241 184L239 186H241ZM41 185H45L44 184H41ZM88 185V184H87ZM100 185V184H99ZM130 185V184H129ZM197 185V184H195ZM243 185V184H242ZM110 186V185H108ZM113 186H116V185H113ZM121 186V185H120ZM127 186V185H126ZM133 186V185H132ZM131 186V187H132ZM198 186V185H197ZM215 186V185H214ZM84 187V186H83ZM101 187V186H100ZM174 187H175V190L178 192H175L174 194ZM38 188V187H37ZM41 188V186H40ZM87 188V187H86ZM102 188V187H101ZM100 188V189H101ZM118 188V186H117ZM116 188V189H117ZM124 188V187H123ZM122 188V189H123ZM196 188V186H195ZM92 190V188H90ZM104 188H102V191H103ZM113 189V188H112ZM111 188L109 190H112ZM128 189V188H126ZM125 189V190H126ZM90 190V191H91ZM46 191V190H45ZM44 192V191H43ZM84 192V191H83ZM92 192L94 193V196L97 195V191L96 190H92ZM99 192V190H98ZM194 192V193H193ZM199 192V191H197ZM236 192V190L234 191ZM107 193V191H106ZM109 193V192H108ZM107 193V194H108ZM176 193L178 194V196H176ZM117 194V193H116ZM109 196V194H108ZM127 196V194H126ZM168 196H171L170 200L172 199L173 203L175 205H177L178 207V211L174 212V214H170L168 213V217L165 219V220H162L158 213H157V210H156V205L159 204L160 200L162 199H165L166 197ZM176 196V197H175ZM198 194H196L195 197H197ZM87 197V195H86ZM115 197H113L114 199ZM120 200V198H118ZM126 199V200H127ZM194 199V198H193ZM118 200V201H119ZM126 200H124L123 202H125ZM195 200V199H194ZM167 201V199H166ZM169 201V200H168ZM233 201V200H232ZM92 202V201H91ZM120 202V201H119ZM129 202V201H128ZM173 203L169 204L172 205ZM231 203V202H230ZM83 204V203H82ZM125 204H129L127 202H125ZM162 204V203H161ZM93 205V204H92ZM164 205H165V202H164ZM174 205V206H175ZM84 206V205H83ZM128 206V207H129ZM160 206V205H159ZM162 206V205H161ZM232 206V205H231ZM234 206V205H233ZM82 207V206H81ZM163 207V206H162ZM173 207V206H172ZM172 207L171 208H166L167 210L168 209H171L172 210ZM33 209V208H32ZM81 209V208H80ZM161 209V208H160ZM160 211V210H159ZM158 211V212H159ZM84 212V211H83ZM171 212V211H169ZM227 212V211H226ZM81 213V212H79ZM78 213V214H79ZM173 213V212H171ZM224 215V214H223ZM81 216V215H79ZM236 217V216H235ZM85 218V217H84ZM86 220V221H90V220ZM72 220H70L71 222ZM130 221H135L136 222V228L134 229H130L129 226H128V222ZM222 221V220H221ZM131 222V223H132ZM223 222V221H222ZM86 223V222H85ZM130 223V224H131ZM84 224V223H83ZM85 225V224H84ZM132 225V224H131ZM28 226V225H27ZM93 226L96 227V230H97V236L99 235V237L101 236V233H105V241L106 239L108 240L107 244L106 243H103V241H101V244L98 243V245H94V234L95 233V229H93ZM84 227V226H83ZM132 227V226H130ZM195 227H200L201 228V233L200 234H196L194 231V228ZM21 229V228H20ZM26 229V228H24ZM196 229V228H195ZM69 230V231H68ZM224 230V231H223ZM156 231H159L161 232L162 234V239L161 241L159 240H156L155 238V233ZM197 231V229H196ZM28 232V231H27ZM101 232V233H100ZM19 233V232H18ZM21 234V232H20ZM19 234V235H20ZM24 234V233H23ZM22 234V237L24 236ZM29 234V232H28ZM34 234V233H32ZM27 235V234H26ZM229 235V233H228ZM31 236V234H30ZM27 237V236H25ZM24 237V238H25ZM32 237V236H31ZM30 237V238H31ZM21 238V237H20ZM33 238V237H32ZM62 238V237H61ZM98 238V237H97ZM96 238V239H97ZM209 239V237H207ZM206 238V239H207ZM28 239V238H27ZM34 239V238H33ZM31 240V239H30ZM97 241V240H96ZM99 241V240H98ZM104 241V242H105ZM28 242V241H27ZM7 243V241H6ZM160 243H164L166 246H167V253L165 255H162L160 252ZM213 245V246H214ZM220 245V244H219ZM222 245V244H221ZM220 245V246H221ZM27 246V245H26ZM224 246V245H223ZM221 246V247H223ZM22 247V246H21ZM41 249V248H40ZM222 249V248H221ZM206 250V249H205ZM208 251H210L209 249H207ZM226 250V249H225ZM223 251V250H222ZM202 252H204L202 250ZM214 252V251H213ZM226 252V251H225ZM5 253V252H4ZM40 253V252H39ZM206 252H204L203 254H206ZM209 254V253H208ZM215 255V256H216ZM26 256V255H25ZM25 256L23 258H25ZM37 256V255H36ZM56 256V255H55ZM205 256V255H204ZM18 257V256H16ZM1 258V257H0ZM54 258V256H53ZM220 258H222V256H220ZM22 259V258H21ZM189 259V258H188ZM200 258H198V260H200ZM212 259V258H211ZM197 260V261H198ZM13 261V260H12ZM196 261V262H197ZM190 262V263H191ZM199 262V261H198ZM24 263V262H23ZM193 264H196L194 263V261L192 262ZM204 263V262H203ZM52 264V263H50ZM188 264V263H186ZM199 264V263H198ZM234 264H245L243 259L242 258H239L237 261L234 262Z\"/></svg>",
    "mask_w": 264,
    "mask_h": 264
}]
</instances>
